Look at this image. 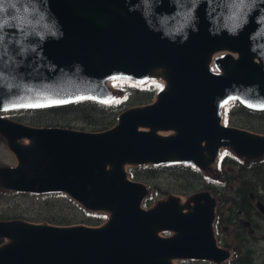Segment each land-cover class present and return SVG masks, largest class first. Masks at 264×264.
Segmentation results:
<instances>
[{"label": "water", "instance_id": "obj_1", "mask_svg": "<svg viewBox=\"0 0 264 264\" xmlns=\"http://www.w3.org/2000/svg\"><path fill=\"white\" fill-rule=\"evenodd\" d=\"M118 80L164 86L102 132L1 115L110 104ZM236 100L264 111V0H0V136L17 159L0 166V190L66 194L109 215L99 227L0 221V264L225 263L210 192L145 209L152 189L129 169L181 164L209 175L223 150L263 159L264 135L223 123Z\"/></svg>", "mask_w": 264, "mask_h": 264}, {"label": "rangeland", "instance_id": "obj_2", "mask_svg": "<svg viewBox=\"0 0 264 264\" xmlns=\"http://www.w3.org/2000/svg\"><path fill=\"white\" fill-rule=\"evenodd\" d=\"M119 81H115L111 83V88L121 92V98L118 101H121L125 98V102H129L121 108V112L125 110L136 107V106H143L151 104L157 95L151 101H134L137 99V93L132 92H125L123 91L122 86L119 84ZM157 86H153L152 89H156L157 93L163 88L164 83L162 82H151ZM134 96L132 101H130L129 97ZM237 104H231L232 112H236L231 118L233 120L232 123H228L226 119H229V116L225 113L224 124L232 127H237L241 129H246L261 135H264V131H255L251 127L263 126L264 128V121L261 117H251L249 115H244L241 112H238V108H235ZM230 112V114H232ZM119 114V115H120ZM2 115L12 119L14 121L32 125L36 127H63V128H70L76 129L79 131H88L91 132V129H88L83 126L78 127H70L68 124H63V122H71L74 120L73 117H57V116H45L40 114H34L32 110L28 109H18L12 111L2 112ZM118 115V116H119ZM35 116V118H34ZM38 116V117H36ZM60 121L59 126H54L53 121ZM117 123V121H116ZM76 124V123H75ZM52 125V126H50ZM222 153L227 154V158L225 157L224 166L227 167L229 165L233 166V171H231L230 176L233 178L235 175H238V167L234 163H232L233 155L225 150ZM232 157V158H231ZM256 162H251L250 165H255ZM264 163V159H263ZM17 159L15 155L9 150L5 139L0 136V166H16ZM130 170V169H129ZM257 170L253 173L255 174ZM251 175V174H250ZM204 176V175H203ZM205 178L211 180L212 184L208 187L205 184H199L197 178L194 176H187L185 179L179 178L177 173L173 172H165L161 173L158 177L157 185L161 188L165 194L157 193L152 189V198L151 202L145 208L152 207L157 201L166 199L170 195H179L183 201H185L189 196L193 195L197 192L208 191L210 192L218 202V209L217 214H223V204H221V200L223 199V187L217 185V179H222L219 173L218 167L214 168V172L210 174V176ZM230 177V178H231ZM264 177V173H263ZM260 175V181L264 183V178ZM231 178V180H233ZM258 178V177H257ZM137 181V180H135ZM143 182V181H138ZM147 184L146 182H143ZM262 183V184H263ZM208 185V184H207ZM191 190V191H189ZM49 195V194H46ZM46 195H34V194H21V193H13L0 190V221L6 220H13V219H22L32 223H39V224H52L58 226H67V225H88L92 227H99L102 226L108 219V215L93 213L86 211L80 204L75 202L66 194H53L49 198ZM149 198V199H150ZM217 215V216H218ZM100 219V220H99ZM264 228V225H263ZM263 236V231L260 230L258 232V238ZM217 238L219 239V244L223 247V222L219 226V230L217 229ZM255 249L260 253L261 249L264 251V242L260 240L259 242L256 241ZM254 246H249V250L252 252ZM253 253V252H252ZM254 261L256 264H262L263 259L257 258L258 255L252 254ZM179 264H204L202 262L194 263V261H181L178 262Z\"/></svg>", "mask_w": 264, "mask_h": 264}, {"label": "flooded vegetation", "instance_id": "obj_3", "mask_svg": "<svg viewBox=\"0 0 264 264\" xmlns=\"http://www.w3.org/2000/svg\"><path fill=\"white\" fill-rule=\"evenodd\" d=\"M231 162L238 167V175L233 178L230 176L231 171L234 170L233 166L229 165L227 169L223 167V199L220 201L223 204V214L220 217L217 214L215 223L217 237V229L219 230L223 222V249L231 254V258L223 264H256L252 254H257V258L263 259L262 264H264V251L261 249L258 254L254 246L256 241L264 242V183L256 175L260 171L259 174L263 177V159L245 161L234 156ZM251 162L256 163L250 165ZM255 170L258 171L253 174ZM260 230L263 231V236L258 238ZM217 240L219 244V239ZM250 245L254 246L253 253L249 250Z\"/></svg>", "mask_w": 264, "mask_h": 264}, {"label": "trees", "instance_id": "obj_4", "mask_svg": "<svg viewBox=\"0 0 264 264\" xmlns=\"http://www.w3.org/2000/svg\"><path fill=\"white\" fill-rule=\"evenodd\" d=\"M119 82H120L119 84L123 88V91L137 93L138 95L137 99L134 101H140V102L151 101L157 94L156 89H152L153 86H157L154 83L139 85L130 81H119ZM133 97L134 96L129 97L130 101H132ZM127 103L129 102H125V98L121 101H116L110 104H103L94 100H83L65 106L32 110V112L34 114H40V115L52 116V117L54 116L69 117V118L73 117L74 120H71V122L68 123L63 122V124H68L70 127L83 126L88 129H91L90 131L100 132V131L108 130L113 126H115L118 115L121 112L120 111L121 108H123V106ZM231 104L232 105L237 104L235 108H238V112H241L244 115H249L248 116L249 118L261 117V119L264 121V111H254L242 106L238 101H232L225 108V113L227 114V116H229V119H226L228 123L233 122L231 115L233 116L237 112V111L232 112L233 108L231 107ZM230 112H232V114H230ZM59 124H60L59 120L53 121L54 126H59ZM251 128L255 131H264L263 126H257L255 128L254 127ZM225 157L227 158V154L225 153L222 154L218 163V169L222 179H217V185L222 187H223V167H224ZM165 172L177 173L179 175V178L181 179H185L187 176H194L195 178H197V181H199V184L200 183L201 185L205 184L208 187H210L209 185L212 184L211 180L205 178L202 173L185 165H172L167 167H161V166L138 167L131 169L130 175L131 178L134 180L143 181L149 184L151 187H153L155 192L165 194V192H163L161 188L158 187L157 185L159 175ZM259 172L260 171H258L256 175L259 176L260 178ZM52 195L53 194H49L46 195V197L49 198ZM151 200L152 198L147 199L145 205L148 206ZM3 242L4 241L0 239V245Z\"/></svg>", "mask_w": 264, "mask_h": 264}, {"label": "snow or ice", "instance_id": "obj_5", "mask_svg": "<svg viewBox=\"0 0 264 264\" xmlns=\"http://www.w3.org/2000/svg\"><path fill=\"white\" fill-rule=\"evenodd\" d=\"M31 106V105H30Z\"/></svg>", "mask_w": 264, "mask_h": 264}]
</instances>
